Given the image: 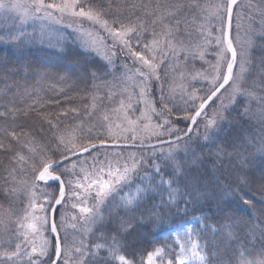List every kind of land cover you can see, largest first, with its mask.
<instances>
[{"label": "snow or ice", "instance_id": "obj_1", "mask_svg": "<svg viewBox=\"0 0 264 264\" xmlns=\"http://www.w3.org/2000/svg\"><path fill=\"white\" fill-rule=\"evenodd\" d=\"M0 25L80 57L0 58V264H264V0H0ZM148 226L172 243L145 251Z\"/></svg>", "mask_w": 264, "mask_h": 264}, {"label": "trees", "instance_id": "obj_2", "mask_svg": "<svg viewBox=\"0 0 264 264\" xmlns=\"http://www.w3.org/2000/svg\"><path fill=\"white\" fill-rule=\"evenodd\" d=\"M253 3H259V0H253ZM257 19H259V17H257ZM67 23V22H66ZM4 25H0V27H2ZM85 26L88 27L87 24H85ZM24 31H26L27 33H32L33 32V28L32 27H27L24 29ZM72 29H67L65 31V35H67L69 32H72ZM75 49H69L67 47V45L65 44L62 48H52L49 47L47 45V43L41 45V44H29L27 45V47H21V48H15L12 47L11 51H9L8 46L6 45H0V58L3 57H10L11 56V52H16L17 55H20L21 52H23V54L32 60H39V61H48L51 63H57L60 62L62 60H66V62H75L76 60L80 59L79 56H76L75 53ZM68 52L69 55L67 58H65L64 53ZM254 56L259 57L261 55L260 51L256 50L253 53ZM210 58V57H209ZM253 79H259L258 77H253ZM72 84L71 82H69V84H64L59 82L57 79L55 78H48L45 80H42L40 83L35 84L34 87L36 88V90L40 93V95H45L48 94L50 96H57L62 102L64 101L65 97L63 95H60V90H65L67 91V89L69 87H71ZM4 92V86L3 84H0V95H3ZM83 93L82 92H78V91H69L68 92V96L72 98V102L69 103H63V107H82L84 104V101L82 99H80L81 97H83ZM251 107L255 108V104H252ZM3 109L0 108V111H2ZM57 109L55 108H50L49 111H56ZM180 127H184L183 124L179 125ZM233 131L231 125H224V131L220 133V135H225L228 133H231ZM200 132L203 133L204 132V128L201 125L200 128ZM256 134V139H254L252 141V146L249 147L248 149V153L254 154L257 162H259V160L262 157V153L260 151H258V149H260L261 147V143H260V139H259V125L258 124H253V127L247 132V136L251 137L253 134ZM229 151H231V149H229ZM246 153V155L248 154ZM224 163H227L228 161L225 160L223 161ZM0 163H6V161L4 160L3 155H0ZM249 199H252V196L248 197ZM256 198L257 200L259 199V194H256ZM0 203L4 204L5 208H8L7 203H5L3 200H0ZM202 211H204L203 209H197V211L195 212H189V214L187 216H178L173 214L171 216V218H169L166 221L165 224V228L166 229H170L172 227H175L177 225H179L180 223L184 222L185 220H191L193 217L195 216H200ZM237 214L238 215H243L245 217H247L249 220H252L254 223H260V215L259 212L256 213H252L250 210L246 209V208H238L236 209ZM165 232V231H164ZM163 232V233H164ZM163 233H160L158 231V229L155 226H148L145 227L141 230V236L140 239L142 241H144V243L142 244V248L145 251H151V245H150V241H154L159 239L161 242L163 241H167L168 243H172L171 239L168 236H165ZM91 242V238L89 237L88 240H86V243H90ZM252 243L256 244L257 247V252L259 251V239L257 238L256 240L252 241ZM101 256L105 255V253L101 252L100 253ZM245 255H247L245 253ZM146 258V256H145ZM239 258V255H238ZM251 258V257H248Z\"/></svg>", "mask_w": 264, "mask_h": 264}, {"label": "rangeland", "instance_id": "obj_3", "mask_svg": "<svg viewBox=\"0 0 264 264\" xmlns=\"http://www.w3.org/2000/svg\"><path fill=\"white\" fill-rule=\"evenodd\" d=\"M9 25L11 24V23H13V22H11V21H9V22H7ZM16 26L17 27H19V25L18 24H16ZM27 27H29V26H26L25 28H27ZM57 27L58 28H63L64 26L63 25H57ZM85 27H87V26H85ZM73 30V29H72ZM64 35H65V32L63 33ZM177 83H180V81H177ZM227 102V101H226ZM193 219V218H192ZM191 219V220H192ZM183 224V222L182 223H180L179 225H177V226H175V227H172V228H170L169 230H181L182 231V228L180 227L181 225ZM165 236H170V232L169 231H165L164 233H163ZM146 259V258H145Z\"/></svg>", "mask_w": 264, "mask_h": 264}]
</instances>
